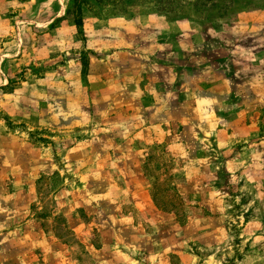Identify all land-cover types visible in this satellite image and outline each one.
<instances>
[{
  "label": "rangeland",
  "instance_id": "374dc122",
  "mask_svg": "<svg viewBox=\"0 0 264 264\" xmlns=\"http://www.w3.org/2000/svg\"><path fill=\"white\" fill-rule=\"evenodd\" d=\"M78 1L0 0V264H264V0Z\"/></svg>",
  "mask_w": 264,
  "mask_h": 264
},
{
  "label": "trees",
  "instance_id": "16d2710c",
  "mask_svg": "<svg viewBox=\"0 0 264 264\" xmlns=\"http://www.w3.org/2000/svg\"><path fill=\"white\" fill-rule=\"evenodd\" d=\"M68 2L71 4V6H74V11L78 14V13H79V5H78L79 1H78V0H68ZM212 6H213V5H212ZM203 7H204V5H203ZM223 9H226V6H223ZM69 13H70L69 9L66 8V9L64 10L63 14H62L59 18H55V19L53 20V22L51 23V25H52L55 21H57L58 19H61V18H63V17L68 16ZM75 21H76V24H79V23H80L79 18H76Z\"/></svg>",
  "mask_w": 264,
  "mask_h": 264
},
{
  "label": "crops",
  "instance_id": "0c3cea01",
  "mask_svg": "<svg viewBox=\"0 0 264 264\" xmlns=\"http://www.w3.org/2000/svg\"><path fill=\"white\" fill-rule=\"evenodd\" d=\"M143 202L144 203H146V207H147V209L149 208V206H148V203H147V200H146V198L144 197L143 198ZM152 206V205H151ZM153 207V206H152ZM154 208V207H153ZM156 208V207H155ZM158 211V210H157ZM161 214H163V215H167V216H169V215H172V214H168V213H161ZM192 218V217H191ZM206 222H208V221H210V219L208 218V217H205V219H204ZM198 222V221H201L199 218L198 219H195V218H192V221L191 222ZM211 221H213V223H214V226L215 227H217L218 225H219V220L218 219H215V218H213ZM219 233V232H218ZM218 236L217 237H219V235H220V233L219 234H217ZM216 237V236H215Z\"/></svg>",
  "mask_w": 264,
  "mask_h": 264
}]
</instances>
